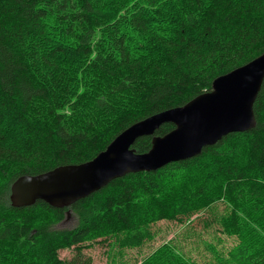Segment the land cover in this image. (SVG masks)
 <instances>
[{
	"label": "trees",
	"instance_id": "1",
	"mask_svg": "<svg viewBox=\"0 0 264 264\" xmlns=\"http://www.w3.org/2000/svg\"><path fill=\"white\" fill-rule=\"evenodd\" d=\"M263 52L264 0H0V264H91L94 243L107 264H196L173 238L131 263L122 255L153 239L154 223L218 202V231L237 241L217 264H264V80L255 126L194 157L127 173L68 207L9 199L17 177L92 159ZM151 138L131 147L146 152ZM67 211L75 225L57 228ZM67 248L75 254L61 258Z\"/></svg>",
	"mask_w": 264,
	"mask_h": 264
},
{
	"label": "water",
	"instance_id": "2",
	"mask_svg": "<svg viewBox=\"0 0 264 264\" xmlns=\"http://www.w3.org/2000/svg\"><path fill=\"white\" fill-rule=\"evenodd\" d=\"M263 80L264 52L216 77L209 91L185 104L132 123L92 159L17 177L10 185L11 205L43 200L53 207H68L117 177L194 157L229 133L249 130L256 124L253 105ZM165 122L174 128L156 135ZM146 135L152 136L151 147L137 153L131 146Z\"/></svg>",
	"mask_w": 264,
	"mask_h": 264
},
{
	"label": "rangeland",
	"instance_id": "3",
	"mask_svg": "<svg viewBox=\"0 0 264 264\" xmlns=\"http://www.w3.org/2000/svg\"><path fill=\"white\" fill-rule=\"evenodd\" d=\"M224 211V204L218 202L209 210L193 215L188 222L178 223L176 221L160 220L151 226L154 238L147 241L140 249H128L123 260L130 263L138 260L154 250L163 241L173 238L182 252L191 257L196 264H217V257H226L227 251L236 243L235 236H227L219 230L216 216ZM208 225H204V221ZM76 217L69 212L65 219L56 225L57 228H70L75 225ZM107 246L105 244L94 243L91 248L84 250V256L92 258L91 264H107ZM112 253H115L114 251ZM75 254L73 248L61 250V258H71ZM119 260L121 256H119Z\"/></svg>",
	"mask_w": 264,
	"mask_h": 264
}]
</instances>
